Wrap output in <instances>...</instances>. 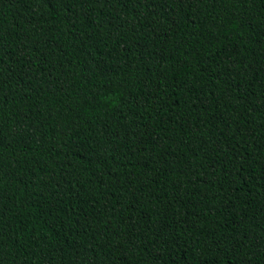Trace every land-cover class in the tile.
Returning a JSON list of instances; mask_svg holds the SVG:
<instances>
[{"label":"trees","instance_id":"16d2710c","mask_svg":"<svg viewBox=\"0 0 264 264\" xmlns=\"http://www.w3.org/2000/svg\"><path fill=\"white\" fill-rule=\"evenodd\" d=\"M0 264H264V0H0Z\"/></svg>","mask_w":264,"mask_h":264}]
</instances>
